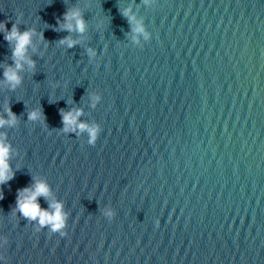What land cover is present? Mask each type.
<instances>
[{
  "label": "water",
  "instance_id": "1",
  "mask_svg": "<svg viewBox=\"0 0 264 264\" xmlns=\"http://www.w3.org/2000/svg\"><path fill=\"white\" fill-rule=\"evenodd\" d=\"M73 8L83 34L60 29ZM20 13L35 67L10 89L15 42L0 32V116L17 118L0 128L14 172L0 264H264V0H0L7 29ZM76 109L100 125L94 146L61 131ZM34 178L63 203L65 236L13 215Z\"/></svg>",
  "mask_w": 264,
  "mask_h": 264
},
{
  "label": "clouds",
  "instance_id": "2",
  "mask_svg": "<svg viewBox=\"0 0 264 264\" xmlns=\"http://www.w3.org/2000/svg\"><path fill=\"white\" fill-rule=\"evenodd\" d=\"M129 9L122 11L121 15L128 19L131 24L134 21V17L129 15ZM22 13L19 14L17 20L12 24L11 29L5 27V22H0V32L4 33V39L10 44L14 41V47L12 48V60L13 65L7 66L3 72L4 80L10 86V89L20 85L21 77L19 71L22 70L23 65L27 64L29 69L35 67V62L27 56V49L32 46V37L36 34L34 30L28 29L23 32L19 30L18 23L22 17ZM64 23L60 24V29L68 31L69 33L75 31L83 34L86 29V23L79 9L73 8L72 10L66 11L63 17ZM137 33H143L145 39L148 38V34L144 31V28L137 23L134 29ZM42 39V34H41ZM77 43L76 40L72 39L71 36L62 38L59 41L60 45H65L69 48L73 47ZM35 50V49H34ZM89 56H94L95 53L92 49H88ZM55 86V85H53ZM100 100L99 95L91 96V106L95 107L96 103ZM4 116H0V128L5 125L9 127H15L17 124V118L14 113L11 112L10 106H5ZM61 118L63 128L62 132H78L88 133L89 145L94 146L99 134L101 132L100 125L97 123L89 124L87 122H80L78 118L83 114L81 109L76 110H61ZM43 112L40 109H33L28 112L29 121H42ZM12 148L10 143L7 142L5 133H0V185L6 184L14 176V172L10 166L9 160L11 159ZM39 197H44L48 202V208L42 209L39 205ZM3 198V193L0 191V199ZM16 211H19L23 217L30 221H35L38 227L35 228L37 232L41 228H47L50 234L58 233L61 237L66 235L68 213L64 211V205L61 201L56 200L51 195L50 186L46 181L33 179L32 185L29 187L18 190L16 197V207L13 210V215ZM105 217L111 221L114 217V212L108 209L104 212ZM159 221H157L158 225ZM7 240L3 241L6 244ZM3 245L0 244V247ZM5 257L0 255V260H4Z\"/></svg>",
  "mask_w": 264,
  "mask_h": 264
}]
</instances>
